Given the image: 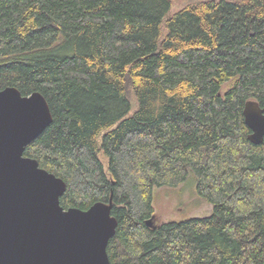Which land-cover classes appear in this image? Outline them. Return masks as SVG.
Instances as JSON below:
<instances>
[{"label":"trees","instance_id":"16d2710c","mask_svg":"<svg viewBox=\"0 0 264 264\" xmlns=\"http://www.w3.org/2000/svg\"><path fill=\"white\" fill-rule=\"evenodd\" d=\"M177 1L0 0V90L46 99L24 156L64 210L111 200L110 264H264V140L243 117L264 107V0ZM190 173L211 214L157 224L153 190Z\"/></svg>","mask_w":264,"mask_h":264},{"label":"water","instance_id":"95a60500","mask_svg":"<svg viewBox=\"0 0 264 264\" xmlns=\"http://www.w3.org/2000/svg\"><path fill=\"white\" fill-rule=\"evenodd\" d=\"M243 117L248 140L261 144L264 107L247 101ZM51 123L40 93L0 90V264H110L106 248L117 227L111 200L64 210L65 183L24 156ZM145 224L153 228V218Z\"/></svg>","mask_w":264,"mask_h":264},{"label":"rangeland","instance_id":"374dc122","mask_svg":"<svg viewBox=\"0 0 264 264\" xmlns=\"http://www.w3.org/2000/svg\"><path fill=\"white\" fill-rule=\"evenodd\" d=\"M202 0H180L174 3L169 14L183 7ZM101 160L105 163L103 157ZM195 178L190 173L186 181L176 188H158L152 193V206L157 224L181 222L190 218H205L212 212V207L201 199L195 190Z\"/></svg>","mask_w":264,"mask_h":264}]
</instances>
